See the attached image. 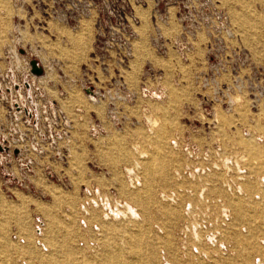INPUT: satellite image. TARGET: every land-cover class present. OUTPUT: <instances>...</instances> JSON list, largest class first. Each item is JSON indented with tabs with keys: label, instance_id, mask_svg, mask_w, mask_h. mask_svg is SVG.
Returning <instances> with one entry per match:
<instances>
[{
	"label": "rangeland",
	"instance_id": "1",
	"mask_svg": "<svg viewBox=\"0 0 264 264\" xmlns=\"http://www.w3.org/2000/svg\"><path fill=\"white\" fill-rule=\"evenodd\" d=\"M9 53L62 154L0 187V264H264V0H0Z\"/></svg>",
	"mask_w": 264,
	"mask_h": 264
},
{
	"label": "built area",
	"instance_id": "2",
	"mask_svg": "<svg viewBox=\"0 0 264 264\" xmlns=\"http://www.w3.org/2000/svg\"><path fill=\"white\" fill-rule=\"evenodd\" d=\"M5 60L18 66L0 69V187L13 180L16 187L29 188L34 173L33 157L50 154L59 158L62 152L59 148L49 150L48 142L55 143L56 138L43 134L42 113L34 110L33 100L42 89L43 75L31 73L26 57L9 53ZM42 90L44 106L49 108L55 99ZM57 113L62 120L64 114Z\"/></svg>",
	"mask_w": 264,
	"mask_h": 264
},
{
	"label": "bare ground",
	"instance_id": "3",
	"mask_svg": "<svg viewBox=\"0 0 264 264\" xmlns=\"http://www.w3.org/2000/svg\"><path fill=\"white\" fill-rule=\"evenodd\" d=\"M44 78H45V74L41 77V79H44ZM90 202H92V206L93 207H98L99 206L100 208L103 209L104 216H102V217H103V219L105 221L110 220V218L112 220L115 219V221H121V220H124V219H128L130 221L131 220L132 221H136V220H138L140 218V215H139L137 207L134 204H132L131 202H129V201H126L122 205L123 206L122 209H120L118 207L115 208L114 206L111 205V203L108 200L107 201L103 200L101 205H100L99 202H97L95 200H92ZM83 208H84V210L86 212H88V210L85 207V205H83ZM226 212L227 211H224L225 214H226ZM226 217H228L227 214H226ZM83 222H85V221H83ZM193 233H194L193 235L195 236V238L200 240L199 233H197L195 231ZM213 240H214V238H212V239L209 238L208 239L209 243H214ZM165 264H171V262L169 260L165 259Z\"/></svg>",
	"mask_w": 264,
	"mask_h": 264
},
{
	"label": "water",
	"instance_id": "4",
	"mask_svg": "<svg viewBox=\"0 0 264 264\" xmlns=\"http://www.w3.org/2000/svg\"><path fill=\"white\" fill-rule=\"evenodd\" d=\"M30 68H31V73L35 76H40L43 73L42 68L39 66V64L36 61H31L30 62Z\"/></svg>",
	"mask_w": 264,
	"mask_h": 264
}]
</instances>
